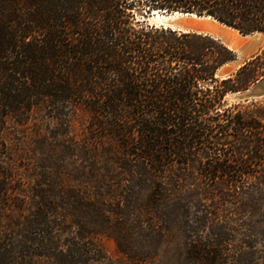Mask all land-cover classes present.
I'll return each mask as SVG.
<instances>
[{
    "label": "trees",
    "instance_id": "obj_1",
    "mask_svg": "<svg viewBox=\"0 0 264 264\" xmlns=\"http://www.w3.org/2000/svg\"><path fill=\"white\" fill-rule=\"evenodd\" d=\"M152 8L209 14L242 33H264V0H0V133L47 103L69 113L70 126L120 165L123 171L111 166V174L139 164L142 176L161 180L152 191L166 195L193 174L187 155L200 146L214 156L197 166L201 179L225 176L241 190L235 183L262 176L264 162L216 154L228 144L257 156L264 147V103L222 102L264 76V48L231 75L216 77L235 53L209 34L136 16ZM235 109L241 112L232 114ZM230 129L232 140L225 137ZM53 182L60 190L65 180ZM108 182L102 180L104 188Z\"/></svg>",
    "mask_w": 264,
    "mask_h": 264
},
{
    "label": "rangeland",
    "instance_id": "obj_2",
    "mask_svg": "<svg viewBox=\"0 0 264 264\" xmlns=\"http://www.w3.org/2000/svg\"><path fill=\"white\" fill-rule=\"evenodd\" d=\"M152 10L136 16L154 25L161 17ZM263 48L264 39L227 66L236 68ZM258 80L263 84L264 76ZM252 100L264 103V93L249 99L242 91L227 93L222 104ZM46 106L0 133V264H264V174L236 182L241 190L225 176L203 180L197 166L214 156L193 146L187 155L193 174L161 195L152 191L160 178L142 176L139 164L111 174L120 165L105 149L70 126L69 113ZM225 137L234 139V130ZM245 149L224 144L216 156L264 162V147L257 156ZM60 176L65 183L57 190Z\"/></svg>",
    "mask_w": 264,
    "mask_h": 264
},
{
    "label": "water",
    "instance_id": "obj_3",
    "mask_svg": "<svg viewBox=\"0 0 264 264\" xmlns=\"http://www.w3.org/2000/svg\"><path fill=\"white\" fill-rule=\"evenodd\" d=\"M160 12V11H158ZM162 15L169 16L170 14H182L183 16L179 18H174V19H167V20H162L159 21L158 23H154L155 26H162L164 28L168 27L173 30L179 31V32H194V33H203V34H209L213 37L218 38L222 43H224L228 48H230L234 53H235V58L233 60H237L239 57H242V54L246 51V49L250 45V40L248 37H250L252 34L255 32L259 31H253L250 33H242L238 29L234 28L231 25H228L224 22H221L214 18L213 16L209 14H196L194 12H182V11H172V12H166V11H161L160 12ZM191 15H194L196 17H207L209 19L215 20L219 25L228 27L233 29L236 33L231 34L225 31H222L221 29L218 28V30H215L213 33L209 32L206 29H203L202 31H196L194 28H192L189 24L190 21L187 20ZM256 54V53H255ZM255 54L251 55L250 57L254 56ZM244 59V58H243ZM242 59V60H243ZM231 61H228L221 66H219L215 72L216 77H225L231 75L233 72L236 71V69L242 65L245 60L236 68H232L230 66H227V63ZM263 80V79H261ZM261 80H257L256 83H253L250 85L248 88L242 90V96L245 99H249L251 97H254L256 95H261L264 93V83L257 85V82L261 83ZM239 92V91H237Z\"/></svg>",
    "mask_w": 264,
    "mask_h": 264
},
{
    "label": "bare ground",
    "instance_id": "obj_4",
    "mask_svg": "<svg viewBox=\"0 0 264 264\" xmlns=\"http://www.w3.org/2000/svg\"><path fill=\"white\" fill-rule=\"evenodd\" d=\"M162 15V14H161ZM159 14V12H157L156 10L152 11V17H158L160 18L159 21L162 20H167V19H174V18H179L180 16H183L182 14H171L169 16H161ZM190 17H194V19L190 20V26L192 28H194L196 31H202L203 29L208 30L209 32H214L215 30L221 29L222 31L231 33V34H235L236 32L228 27L219 25L215 20L209 19L207 17H196L194 15H191ZM157 21V23L159 22ZM250 40V45L249 47L246 49V51L244 52V54H242V56H246L249 55L251 53H253L255 50L257 51V48L261 45L263 39H264V33L262 32H255L254 34H252L250 37H248ZM240 58V57H239ZM238 58V59H239ZM234 60H232L231 62H233ZM231 62L227 63L230 64Z\"/></svg>",
    "mask_w": 264,
    "mask_h": 264
}]
</instances>
